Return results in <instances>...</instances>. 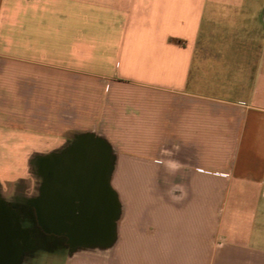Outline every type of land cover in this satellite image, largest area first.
<instances>
[{
  "label": "crops",
  "instance_id": "0c3cea01",
  "mask_svg": "<svg viewBox=\"0 0 264 264\" xmlns=\"http://www.w3.org/2000/svg\"><path fill=\"white\" fill-rule=\"evenodd\" d=\"M82 144L110 224L65 264H264V0H0L1 197Z\"/></svg>",
  "mask_w": 264,
  "mask_h": 264
},
{
  "label": "flooded vegetation",
  "instance_id": "af4514ba",
  "mask_svg": "<svg viewBox=\"0 0 264 264\" xmlns=\"http://www.w3.org/2000/svg\"><path fill=\"white\" fill-rule=\"evenodd\" d=\"M78 168L52 158L44 160L39 165L42 184L36 196L6 200L0 195V264H20L44 246L77 247L108 227L106 195L85 190L87 182L82 179L66 177Z\"/></svg>",
  "mask_w": 264,
  "mask_h": 264
},
{
  "label": "water",
  "instance_id": "95a60500",
  "mask_svg": "<svg viewBox=\"0 0 264 264\" xmlns=\"http://www.w3.org/2000/svg\"><path fill=\"white\" fill-rule=\"evenodd\" d=\"M102 146L101 144L95 146L87 144L78 145L64 157H53L52 159L71 163L75 166L80 165L81 168H78L79 171L75 172L74 170L71 173H66V177H74L86 181L88 187L85 188V190L101 197L103 194L106 195L108 186L106 183L107 157L104 151H102ZM103 148L106 149V147ZM87 177L88 180H85ZM110 192L111 198L114 200V195L112 191ZM113 207L115 214H117V204L115 200ZM101 234L102 232L94 233L92 236L96 237Z\"/></svg>",
  "mask_w": 264,
  "mask_h": 264
},
{
  "label": "rangeland",
  "instance_id": "374dc122",
  "mask_svg": "<svg viewBox=\"0 0 264 264\" xmlns=\"http://www.w3.org/2000/svg\"><path fill=\"white\" fill-rule=\"evenodd\" d=\"M153 202L154 201L151 202L148 200L149 204H153ZM67 250H69V248ZM83 250H89V247ZM25 257V261L23 260L20 264H65V252L63 250L52 251L46 246L42 249L33 251Z\"/></svg>",
  "mask_w": 264,
  "mask_h": 264
}]
</instances>
